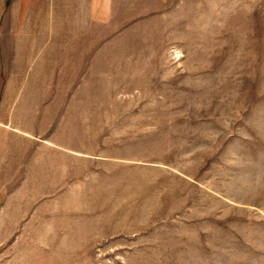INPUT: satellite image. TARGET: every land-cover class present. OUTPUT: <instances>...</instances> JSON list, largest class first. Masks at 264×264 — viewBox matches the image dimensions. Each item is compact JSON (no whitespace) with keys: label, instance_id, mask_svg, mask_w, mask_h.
<instances>
[{"label":"rangeland","instance_id":"obj_1","mask_svg":"<svg viewBox=\"0 0 264 264\" xmlns=\"http://www.w3.org/2000/svg\"><path fill=\"white\" fill-rule=\"evenodd\" d=\"M34 17L83 56L0 264H264V0H0Z\"/></svg>","mask_w":264,"mask_h":264},{"label":"crops","instance_id":"obj_2","mask_svg":"<svg viewBox=\"0 0 264 264\" xmlns=\"http://www.w3.org/2000/svg\"><path fill=\"white\" fill-rule=\"evenodd\" d=\"M39 21L35 17L17 20L20 32L16 33H4L0 22V235L14 231L6 227L8 218L18 216L24 193H39L38 188L24 192L23 187L43 186L48 194L62 184L65 170L61 163L56 167L51 141L41 143L40 137H50L57 105H64L62 95L71 91L68 83L57 84V67L70 72L83 55L76 45H62L69 35L57 36L45 33L44 26L42 32L34 27ZM62 68L60 72H64Z\"/></svg>","mask_w":264,"mask_h":264}]
</instances>
